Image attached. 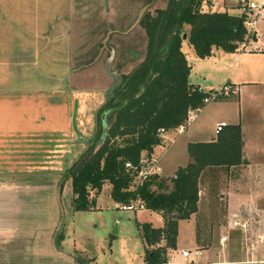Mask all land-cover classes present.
<instances>
[{"label": "rangeland", "instance_id": "374dc122", "mask_svg": "<svg viewBox=\"0 0 264 264\" xmlns=\"http://www.w3.org/2000/svg\"><path fill=\"white\" fill-rule=\"evenodd\" d=\"M167 3L168 0H108L107 6L106 0H57L55 23L47 21L29 23L34 30L36 28L42 32L54 28L55 36L50 47L55 48L56 110L66 112L69 110V116L57 118V122L68 126L71 130L70 133L57 131L54 135L56 151L54 152L57 158L54 166L49 161V158L51 159L49 153L52 150L48 149L53 145L51 142L53 135H41L38 154L40 173H49L50 176H46L49 178H61L59 192L64 194L66 210L61 216L57 230L59 238L56 237V249L60 250L61 254L57 250L49 252L47 249L48 254L40 264H74V258L70 253L74 254L75 264L78 256L87 260L85 264H145L147 249L159 245L146 247L138 221L148 219L154 225H160L164 218L161 213L160 215L148 210L133 211L120 208L119 202L111 196L108 186L102 189L93 208L74 209L71 198L73 185L70 183L65 186L66 180L71 178H66L65 172L89 148L95 133L101 128V107L110 98V87L117 80L107 72L108 59L111 58V71L119 73L140 62L146 54L148 42V35L141 24V18L145 11H155L158 7H165ZM216 7L223 8L221 3ZM39 10L41 17L45 11L43 4L39 6ZM230 11L239 13L237 8H232ZM34 13H37V10ZM258 26L263 29V20ZM24 28L31 31L28 23H24ZM42 41L41 38L40 42ZM245 42L246 45L240 49L249 47L252 34ZM260 47H263L262 44H258L257 48ZM231 53L233 51L216 47L210 57L203 58L197 56L191 47L188 54L193 64L191 80L201 83L207 91L222 87L227 81L225 77L229 68L225 67V63H231L228 59ZM32 55L33 62L36 63L37 53ZM45 62H37L39 66L34 64L35 68L38 67L41 80H46L44 75L48 72ZM224 80L226 81L223 83ZM205 124L211 127L207 119ZM181 139L178 138L172 146L168 154L170 159H167L168 168H164L163 176L168 179L169 185H171L170 178L174 174L165 176V173H172L179 163L185 164L188 157V151L184 150ZM25 162L32 164L31 159ZM244 174H246L245 167L241 164L228 168L221 166L206 169L200 180L199 209L189 219L184 220L180 245L177 238V247H168V264H190V259L184 258L181 249L184 247L183 244L192 248L196 246L194 233L201 248H208L210 244L213 248L226 246L230 257L245 258L246 250L243 246L248 240L258 238L260 230L255 231L253 225L259 222L260 217L254 208L239 207L237 213L243 220H247L248 225L251 223L254 233L248 230L250 232L246 234V231L240 227L233 226L230 220L231 213L228 214L226 207L227 195L232 189L264 190V182L235 181ZM93 195L91 191V196ZM223 233L228 236L224 242L220 239ZM165 242L166 240L163 239L160 244Z\"/></svg>", "mask_w": 264, "mask_h": 264}, {"label": "crops", "instance_id": "0c3cea01", "mask_svg": "<svg viewBox=\"0 0 264 264\" xmlns=\"http://www.w3.org/2000/svg\"><path fill=\"white\" fill-rule=\"evenodd\" d=\"M56 1L0 0V264H40L48 251L55 252L57 230L61 216L66 210L64 194L59 192L61 178L46 177L50 176L49 173L41 174L38 163L41 135H53L51 136V142H53L57 131L71 132L68 126L57 122V118H67L69 110L67 112L56 110L55 48L50 47L55 36L54 28L42 32L36 28L34 30L33 26L29 25L31 22L55 23ZM41 4L45 11L40 17ZM36 10L37 13H34ZM24 23H28L31 31L25 30ZM40 35L43 36L39 37ZM41 38L42 42H40ZM258 44H262L263 47L257 48ZM41 46L44 47L41 49ZM185 46L188 47L185 48ZM191 47L193 48V45L185 39L183 49L193 67L188 55ZM35 52L37 62L46 61L44 63L48 71L47 75H44L46 80L40 79L38 67L34 66V64L40 65L33 62L32 54ZM194 53L196 54L195 49ZM228 59L231 63H225V67L229 70L225 77L227 81L224 80L223 83L229 82L237 89L234 88L230 95L212 98L204 102L201 107L193 108V116L184 128L182 130L180 127L167 129L162 142L155 146L153 153L160 156L165 169L168 168L167 159H170L168 154L178 138H182L184 150L188 151L185 164L179 163L172 173L165 171V176L175 174L178 167L186 165L191 160L188 150L190 142L217 139L216 126L221 121H226L227 125L240 123L243 134V153L246 162L241 165L245 167L246 174L235 181L264 182V38L257 40L253 37L249 47L233 51ZM136 65L128 70H122L121 73L129 72ZM190 81L206 89L201 83L191 78ZM206 119L211 123L210 128L209 124H205ZM48 149L52 150L49 153L51 155L49 161L54 166L57 161L54 142ZM29 159L32 160V164H26L25 161ZM71 181L72 178L67 179L65 186L70 185ZM107 186L111 194L110 182H106L102 189ZM101 191L93 190L94 195L91 197L97 199ZM74 195L73 192L71 197L73 207ZM227 198L228 214L238 212L239 207L257 210L260 218L253 228L264 234L262 232V229L264 230V190L232 189ZM140 210L160 214L147 207L136 211ZM184 220L186 219L179 220L178 245H180ZM162 225H164V218L162 224L155 226ZM253 228L250 223L247 230H242L247 234L250 232L248 230ZM252 233H254L253 230ZM193 238L195 247H199V240L195 233ZM183 245L189 247L186 244ZM259 245L261 253L264 254V246L260 243ZM243 248L246 250L244 251L246 257V245ZM202 249L203 259L226 261L244 259L230 257L226 246L213 248L210 244L208 248ZM57 252L61 254L60 250ZM70 254L75 264L74 254Z\"/></svg>", "mask_w": 264, "mask_h": 264}, {"label": "trees", "instance_id": "16d2710c", "mask_svg": "<svg viewBox=\"0 0 264 264\" xmlns=\"http://www.w3.org/2000/svg\"><path fill=\"white\" fill-rule=\"evenodd\" d=\"M201 3L202 0H168L165 7L145 11L141 24L148 35L146 54L122 74L121 83L101 107V128L89 148L65 172L66 178H72L75 209L93 208L96 199L91 197V191L100 192L110 182L111 196L117 202L140 199L147 208L162 214V226L138 221L146 247L159 244L147 249L145 264L167 262L168 247H177L179 220L198 211L200 180L206 169L246 162L241 124L237 123L226 124L215 140L190 142L191 160L178 167L170 178L171 185L158 174L136 184L135 171L126 166L127 161L139 163L143 152L151 154L162 142L159 128L186 123L189 109L201 107L204 97L215 91L190 81L192 66L183 49L184 40L193 45L197 56L204 58L212 55L214 47L235 51L248 37L244 14L202 10ZM107 111L108 130L103 136V114ZM163 239L165 244H160ZM85 261L78 256L77 264Z\"/></svg>", "mask_w": 264, "mask_h": 264}, {"label": "built area", "instance_id": "2783aa9c", "mask_svg": "<svg viewBox=\"0 0 264 264\" xmlns=\"http://www.w3.org/2000/svg\"><path fill=\"white\" fill-rule=\"evenodd\" d=\"M221 3L223 8H217V4ZM227 3V5H225ZM202 10H229L232 8H237L239 14L245 15V24L248 29V36L252 34L257 40L260 39L262 36L264 37V0H202ZM260 20H263V29L262 27L259 28L258 23ZM246 45V42L243 41L240 43L238 48H242ZM237 87H233V85L229 82H226L222 87L219 89H215L211 93V95H207L204 97V102L209 101L212 98L218 97L220 95H230L231 92ZM193 108L189 109L188 117L186 123L192 118L193 116ZM180 125V129L184 128V125ZM227 124L226 121H221L216 126V132H219L225 125ZM165 127L159 128L160 133L162 136L166 132ZM126 166L132 168L135 171V183L140 184L145 179H147L150 175L158 174L163 176L164 168L161 163V158L158 154L151 153L148 154L147 152H143L142 157L139 163L134 164L131 161L126 162ZM176 175V174H174ZM119 207L125 210H139L146 207L145 203L140 199H131L128 202H119ZM231 222L233 226L240 227L243 230L248 229V222L246 219L243 220L240 217L239 213H232L231 215ZM228 236L224 234L221 237V241L224 242ZM257 240L247 241L246 249L247 255L244 259L235 260V261H226V260H209V259H201L204 255V251L201 247H189V248H182L181 252L184 258L190 259L191 262H199L201 264H264V254L261 253L260 244L264 246V234H259ZM169 262H165L163 264H168Z\"/></svg>", "mask_w": 264, "mask_h": 264}, {"label": "water", "instance_id": "95a60500", "mask_svg": "<svg viewBox=\"0 0 264 264\" xmlns=\"http://www.w3.org/2000/svg\"><path fill=\"white\" fill-rule=\"evenodd\" d=\"M106 5L108 6V0H106ZM187 36V34L185 33L184 34V37H186ZM110 60H111V58H109L108 59V62H107V72L111 75V76H113V77H115L117 80H116V82L110 87V97H112V95L114 94V90H115V88L121 83V81H122V74L121 73H119V72H115V71H111V69H110ZM107 113H108V111L107 112H105L104 114H103V124H104V131H103V136H105L106 135V133H107V130H108V122H107Z\"/></svg>", "mask_w": 264, "mask_h": 264}]
</instances>
